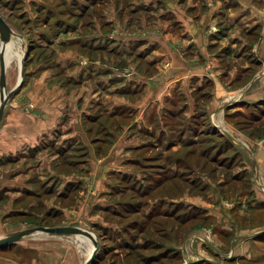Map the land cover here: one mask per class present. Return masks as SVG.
Masks as SVG:
<instances>
[{
    "label": "crops",
    "instance_id": "crops-1",
    "mask_svg": "<svg viewBox=\"0 0 264 264\" xmlns=\"http://www.w3.org/2000/svg\"><path fill=\"white\" fill-rule=\"evenodd\" d=\"M47 1L0 0L10 16L1 11L0 15L13 30L17 21H25L19 28L29 39L21 84L0 119V215L49 212L53 207L65 220L80 212L82 197L89 195L97 208L114 207L108 198L102 199L111 196L108 189L115 188L116 174L130 181L134 175L144 179L127 163L139 162L136 157L118 155L124 147L136 145L132 141L140 140L138 134L143 148H174V156L169 153V159L165 154L164 162L157 161L171 173L161 175L170 178L163 183L172 181L183 161L187 169L206 167L208 160L229 171L230 179H223L227 175L218 168L197 173L198 180L208 185L203 196L186 191L182 200L162 199L165 209L174 205L173 211L178 202L201 208L216 228L214 233L202 226L186 232L179 248L183 263L203 257L218 264H255L258 257L250 249L257 246V233L264 231V214H257L264 212V0H65L79 9L89 3V24L94 26L89 33L67 27L58 32L45 29L44 17L49 14L41 13L43 5L45 11L50 9ZM37 15H43L37 26L29 27ZM19 39L5 48L6 88L14 77L9 61L16 56L19 68L23 53L17 48ZM119 62L124 71L117 69ZM163 109L174 121L170 125L162 121ZM118 116L131 119L126 126L137 134L126 137L125 128L118 133L117 125L116 129L108 125ZM97 131L106 133L105 138H97ZM198 137L202 146L196 154ZM179 147L193 156L190 163L176 153ZM82 151L87 153L83 161L77 158ZM65 157L86 163L80 162L76 173L65 174L58 170L61 163L65 167ZM213 172L218 182L229 180L239 187L235 216L210 185ZM87 182L94 185L93 194L85 189ZM38 185L42 201L18 206L21 197L36 196ZM70 186L78 190L73 209L46 198H62ZM6 225L0 222V229ZM227 232H233L229 243L233 255L216 250L223 244L219 237L226 238Z\"/></svg>",
    "mask_w": 264,
    "mask_h": 264
},
{
    "label": "rangeland",
    "instance_id": "rangeland-1",
    "mask_svg": "<svg viewBox=\"0 0 264 264\" xmlns=\"http://www.w3.org/2000/svg\"><path fill=\"white\" fill-rule=\"evenodd\" d=\"M47 2L48 4H50V9L45 11V6L43 5L44 11L41 13L43 15H45L46 13L49 14L44 17L46 18L47 22V28L45 29L52 30V32H58V30L67 27L66 29L76 28L83 32H91V29L94 26L93 24H89V16H91V10H89L88 5L89 3L86 4V9H79V7L75 5L73 1L70 3H66L65 0H48ZM1 4L3 3H0V11L3 12L4 15L10 16L9 9L1 6ZM44 4H46V2H44ZM37 6V8L41 7L40 5ZM97 7L99 8V10L104 9L105 4H103V6L98 5ZM34 9L35 8H31V11ZM48 11L51 12L48 13ZM16 12L17 11H15L13 15L16 14ZM43 15H37V18L34 19L35 24H29V27L37 26L39 19L38 17ZM47 16L53 17H51L50 19L47 18ZM24 22L25 21H17V23L15 24L17 29L14 28V35L12 37V40H15L19 36V41H16L17 44L19 43V45H17V48H21L26 51L25 43H28L29 39H26L24 33L19 28V26H21ZM52 36L53 34H51V37ZM17 64L18 61L16 59V56H13L12 60L9 61L8 64V68L9 70L12 69V74L14 76L13 80L10 81L7 86L9 89L11 88L10 86H13V84H15V79L19 75V68L17 67ZM116 65H119V67H121L117 69L123 70V66L120 65V62ZM23 73L24 72H22V77ZM100 110L103 112L104 109L100 108ZM91 112H93V109L91 110ZM162 115H164L162 121H165L168 125L174 122L171 121V117L169 116L167 110L163 109ZM130 122L131 119H129L128 117L118 116L112 119V121H109L108 125L112 127L115 126L114 129H116V127L118 126V133L123 131V129L125 128L127 137L128 135H132V133H136L132 126H126ZM120 123L122 125H119ZM242 123H244V125H242L241 127H245L246 122L243 121ZM123 125H125L126 127H124ZM98 133L99 131L95 133L97 134L95 135L97 136V138H105L106 133ZM90 136L93 137L94 133L90 134ZM137 136L140 140L134 137L132 141V143H135L137 146L134 145L133 147H124L121 152H118V155L121 154V156L124 158L128 156L136 157L139 162H130L128 160L127 163H129V165L134 168V174L140 172L144 176V179H138V177L134 175V179L130 181L127 176H124V178L120 175L118 176L117 174L114 176L113 181L115 188L110 187V189H108V193L111 196H104L102 200L108 198L107 200L115 203L114 207L115 209L117 208L116 211L109 210V208H102L105 207V205L103 204L97 208L96 205H94L96 203H93L96 199H90L89 195L88 198L82 197V206L79 209L80 212H77L75 216L67 217L65 220H62V215L60 214L59 210L53 207L49 209V212H41L37 209L33 210L32 212L28 211L27 213L18 212L17 214H11V212H8L3 215L1 214L0 222H2V224L8 223L9 225H6V227L1 226L0 233H3L2 235H4L6 233L15 231V229L10 231L14 227H17L16 229L18 230L36 225H77L92 231L99 241L97 257L94 259L93 264H185L182 261V255L181 260L179 261L171 260L170 255L163 256L165 257V259L162 260H160V258H162V255L166 254L167 251L169 252V254H173V252H176V250L180 248V245L185 239L184 232L187 229L189 230L193 227L196 228L200 226L209 227V230L214 233V229L216 230V228L213 229V226L210 223V221L212 222V219H210V221L208 220V222L210 223L209 225H197L198 222L194 221L196 225L195 226L192 222H190L191 220H187V218H189V216L192 214L196 213V217L199 215L197 209H188V207H190L191 205L186 206L179 203L176 208L178 209L177 211H173L174 209H165L164 207L162 210L157 211L154 208V206L157 204L155 202H159L160 200L163 201L166 197H171L172 199L174 197H177L178 200H182V194L186 191H189V193H193L195 195L203 196L208 185H204L198 180L196 175L197 173L203 175V173L207 174L208 172H212L214 169L218 168L220 170H224L226 175H229V171L217 166V162L210 163V161L208 160H206V162L209 165H206V167H202L201 165H199L197 167H189L187 169L186 162L183 161L179 168L177 167L176 173L172 176V181H166L165 183H163L165 180L170 178L161 175L170 173H167L168 167H166L164 163L163 165H159L157 161L164 162L163 156L165 154H167L166 156L169 159V153L174 156L175 151H172L174 150V148H171L168 151L164 150L161 147L158 149L149 146L143 148L141 145H138L142 142V138L139 137L138 134ZM114 140L115 135L112 142ZM198 140L200 143L194 146V148H197L196 154H199V148L202 146V137H198ZM179 148L180 149L176 153L183 156L187 161L188 158L193 157L189 151L181 147ZM83 152L84 151L81 152L80 157H77L81 158L82 161L84 159L86 160L87 155V153ZM94 154L96 155L97 153L94 152ZM70 160V157H65V160H63V162L65 163V167L62 166L63 163H57L61 165L58 170H62V172H64L65 174L76 173L79 170L78 168L80 167V164L86 163V161H77L76 163H73ZM83 168L84 166H82V173L84 172ZM228 175L223 179H228ZM174 176L177 178H175ZM211 177L213 178V182H211L210 185L213 186V189L216 191V193L219 192L225 199L231 201L226 202L225 199H221L223 205L227 208L230 207V210L234 215L235 209L237 206H239L241 201V198L239 199V201H237L238 197L236 196V190L240 191L239 187L236 188L237 184L229 180L218 182L217 179L219 176H217V173L215 172H213V176ZM156 178L159 179L158 182L154 181V179ZM92 186L94 187L93 184L87 182L85 189L89 194H93ZM169 187H172L170 191L165 192L164 190ZM35 190L37 192L35 194V197H21L19 199V201L21 202L18 204V206L24 208V206L29 201V203H32L33 200L37 201V204L41 202V195L43 194V192H41L42 189L40 188V185H38ZM77 194V188L75 189L74 186H70L68 189H66V193L64 196H62V198H59L58 196H47L46 198L49 199L51 203L59 205V207L73 209V204L77 203L78 201L76 199ZM85 194L86 192H83V196ZM95 194L96 192L94 193V195ZM149 204L151 205L148 206ZM258 213L264 214V212L261 213L259 211L257 212V214ZM182 219H186V222H181ZM10 221H16L18 222V224L10 226ZM255 222L256 221H253L252 225H254ZM256 224L258 223L256 222ZM176 225H178V235L173 236L172 234H170V241L165 240L164 237L167 236L166 233L171 232L172 229L170 228ZM259 226L260 224L257 225V227ZM140 229L142 230L140 231ZM232 236L233 232H227L226 238L219 237L223 244L216 245L218 247L216 248V250H219L221 255H233L232 250H229V243L232 239ZM255 237L256 238L254 239H258L257 246L251 247V249H249L250 251H252L254 256L258 257L255 264H264V231L258 232L257 236ZM70 239L73 240L72 243L70 242ZM90 249L91 243L82 236L34 232L32 234L21 237L17 241L6 244L5 247H1L0 258L3 260H0V264H8L9 262H15V264H82L89 255ZM53 250L59 252H56L55 257H52ZM198 251L199 255H205L202 249L199 248ZM210 252L211 254L216 253L214 251ZM179 253L181 254V249ZM185 255L186 254H184L183 256L186 259L191 258ZM215 255L213 257H215ZM51 257L52 259H50ZM192 257H196V255L193 254ZM196 258L201 259L203 257ZM229 259H232V257H230ZM211 263L212 262L205 264ZM231 264L254 263L246 261Z\"/></svg>",
    "mask_w": 264,
    "mask_h": 264
},
{
    "label": "water",
    "instance_id": "water-1",
    "mask_svg": "<svg viewBox=\"0 0 264 264\" xmlns=\"http://www.w3.org/2000/svg\"><path fill=\"white\" fill-rule=\"evenodd\" d=\"M13 35H14V30L6 22V20L0 15V119L2 117L6 102L18 90L21 84L22 72H23V60L27 52L23 50L22 56L20 58L19 79L12 88L7 90L5 87V70L7 63L3 60V56H4L3 54L5 52L6 44L9 41H12ZM34 232L58 234V235L60 234L85 235L91 240L93 246L90 254L87 256V258L84 260L82 264H93L94 259L97 257L99 241L97 240V238L95 237L92 231L77 225H55V226L36 225L28 228L18 229L6 233L4 235H1L0 246L17 241L21 237L32 234Z\"/></svg>",
    "mask_w": 264,
    "mask_h": 264
},
{
    "label": "trees",
    "instance_id": "trees-1",
    "mask_svg": "<svg viewBox=\"0 0 264 264\" xmlns=\"http://www.w3.org/2000/svg\"><path fill=\"white\" fill-rule=\"evenodd\" d=\"M51 11H49V13H50ZM167 173H168V170H167ZM169 175H171V173L169 174ZM174 185V184H173ZM166 187V186H165ZM172 187H169V188H166L164 191L165 192H169L170 191V189H171ZM176 189H178V188H176ZM163 191V190H162ZM160 203H162V204H160ZM163 201H160L159 203H157L155 206H154V208L157 210V211H160V210H162L163 209ZM179 205V202L177 203V205H176V207ZM110 210H114V211H116V209H115V207H111V206H109L108 207ZM174 209V205H173V207H172V210ZM188 209H197V212H199V215L196 217V213L195 214H192V215H190L189 216V218H187V220H191L190 222H192L194 225H195V222H198V224L197 225H201V224H204V225H209L210 223L208 222V220H207V216H204L203 214H202V209L201 208H199V207H192V206H190V207H188ZM178 210V209H177ZM176 210V211H177ZM112 213H115V212H112ZM156 215V214H155ZM151 216H153V215H151ZM210 219H212V217H209ZM186 219H182L181 220V222H183V223H185L186 221H185ZM195 221V222H194ZM179 222V221H178ZM194 225H192V226H194ZM191 226V227H192ZM196 226V225H195ZM170 229H172L171 230V232H167L166 233V237H164L165 238V240H169L170 241V237H169V235L170 234H172L173 236H176V235H178V225L176 226V227H171ZM142 229H140V231H141ZM188 231V229L184 232L185 234H186V232ZM183 233V234H184ZM159 236H160V232H159ZM179 251H180V249L178 248L177 250H176V252H173V254L171 253V254H169V252L167 251L166 252V254H164V255H162V258H160V260H162V259H165V257H163V256H168V255H170L171 256V260H176V261H179V260H181V254L179 253ZM205 263H210V262H208L207 260H205V259H198V260H196V261H191V262H186L185 264H205ZM211 264H218V263H211Z\"/></svg>",
    "mask_w": 264,
    "mask_h": 264
},
{
    "label": "bare ground",
    "instance_id": "bare-ground-1",
    "mask_svg": "<svg viewBox=\"0 0 264 264\" xmlns=\"http://www.w3.org/2000/svg\"><path fill=\"white\" fill-rule=\"evenodd\" d=\"M12 41H9L7 44H6V46H5V48L6 47H8L9 45H10V43H11ZM4 55V54H3ZM19 79V78H18ZM47 234V233H46ZM1 236V235H0ZM75 236H82V237H84V238H86L90 243H91V249H90V252H91V250H92V242H91V240L87 237V236H85V235H75ZM90 252H89V254H90Z\"/></svg>",
    "mask_w": 264,
    "mask_h": 264
}]
</instances>
